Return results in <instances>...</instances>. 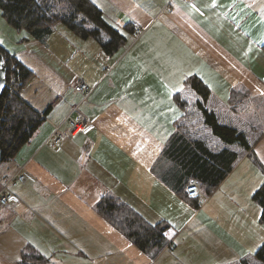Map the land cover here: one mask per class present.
I'll list each match as a JSON object with an SVG mask.
<instances>
[{
	"label": "crops",
	"instance_id": "1",
	"mask_svg": "<svg viewBox=\"0 0 264 264\" xmlns=\"http://www.w3.org/2000/svg\"><path fill=\"white\" fill-rule=\"evenodd\" d=\"M91 1L118 22L125 40L113 51L61 20L40 38L5 25L13 37L0 46L32 72L20 94L42 122L0 161V189L19 171L33 177L11 188L19 205L0 207V264H19L25 247L46 258L34 264H239L264 239L253 198L264 182V124L256 146L241 125L264 111V0ZM181 74L185 91L169 98L164 85ZM192 77L209 90L204 107L222 125L237 129L235 120L248 149L224 143L201 113L192 119L202 101ZM78 81L92 88L86 98ZM69 113L95 127L53 145ZM190 180L200 186L193 198ZM97 193L165 221V244L140 249L96 211Z\"/></svg>",
	"mask_w": 264,
	"mask_h": 264
},
{
	"label": "trees",
	"instance_id": "2",
	"mask_svg": "<svg viewBox=\"0 0 264 264\" xmlns=\"http://www.w3.org/2000/svg\"><path fill=\"white\" fill-rule=\"evenodd\" d=\"M0 11L9 26L16 30H24L34 38L42 37L49 31L52 23L61 20L83 36L92 35L98 38L101 32L109 36L114 34V38L109 41L98 38L109 52L115 50L125 40L105 21L101 10L91 0H0ZM0 52L7 65L6 85L0 100V160L6 161L13 158L30 140L40 126L42 118L20 94L32 72L2 46ZM8 83H12L14 89H9ZM188 83L201 97L202 101L197 103V108L212 133L226 144H237L248 149V141L243 133H237L234 128L218 123L215 115L204 107L208 88L193 77L189 78ZM184 104V101L180 102L182 107ZM227 153L230 152L224 150L214 156L221 159ZM224 175V171L220 172L217 180ZM215 185L208 188L209 192ZM253 198L262 207L260 221L264 222V182L254 192ZM95 208L106 221L143 251L160 249L165 244L164 231L167 228L165 221L150 224L134 208L112 195H103ZM45 259L31 247H25L18 263L34 264Z\"/></svg>",
	"mask_w": 264,
	"mask_h": 264
},
{
	"label": "built area",
	"instance_id": "3",
	"mask_svg": "<svg viewBox=\"0 0 264 264\" xmlns=\"http://www.w3.org/2000/svg\"><path fill=\"white\" fill-rule=\"evenodd\" d=\"M137 31L139 32L140 29H137ZM76 86L78 90L82 92L84 98H86L92 90V88L84 81H78ZM8 87L9 89H14L12 83H8ZM65 122L66 126L61 131H58L60 128L59 125L54 128L52 137L53 145L59 143L63 138H71L77 133H86L91 128L95 127L92 120H87L84 117H74L70 113L66 116ZM29 179L33 180V177L26 171H19L13 174L4 184L2 189H0V207L19 205L20 199L11 191V188ZM185 192L187 197H196L200 193L198 181L190 180L185 186Z\"/></svg>",
	"mask_w": 264,
	"mask_h": 264
},
{
	"label": "snow or ice",
	"instance_id": "4",
	"mask_svg": "<svg viewBox=\"0 0 264 264\" xmlns=\"http://www.w3.org/2000/svg\"><path fill=\"white\" fill-rule=\"evenodd\" d=\"M211 3L215 5L217 0H211ZM94 27V25H90ZM113 28L118 27V22L112 25ZM99 39L109 41L114 38L113 36H109L103 32L99 34ZM190 74V73H189ZM186 76L181 74L174 82L171 84H165L164 87L167 90V95L169 98L173 96L174 93L179 94L185 91V83ZM3 87V85H0ZM98 196H102L103 193H97ZM239 264H264V239L261 240L259 244L254 245L249 248L247 252L243 253V258H238Z\"/></svg>",
	"mask_w": 264,
	"mask_h": 264
},
{
	"label": "rangeland",
	"instance_id": "5",
	"mask_svg": "<svg viewBox=\"0 0 264 264\" xmlns=\"http://www.w3.org/2000/svg\"><path fill=\"white\" fill-rule=\"evenodd\" d=\"M5 25H7V24H6L5 20L3 19L2 15H1V11H0V42L2 44L6 43V44L9 45V41L12 39L13 35H9L8 34V30L5 27ZM12 29H14V28H12ZM191 111L192 112L190 114H191L192 119H195L196 121H198V119L200 117V113H201L200 110L197 107H193ZM259 114H260V116H259ZM219 115L221 116V114H219ZM226 119H228V117H226ZM260 119L264 120V111L263 110H260L259 113L256 114V116L250 117V122H246V123L244 122V123L241 124L244 128H246V130H245L246 132L245 133L250 136L249 140H251V142H252L251 144L254 145V146H256V144H258V142H259L258 138L264 135V131H261L262 134L257 138L258 140L257 139L256 140L253 139L256 136L255 131H258L259 130L258 129L259 126H262L264 124V123H262L260 121ZM228 121H229L230 124H234L235 127H237L238 130H241L240 125H238V123L235 120H232V121L228 120ZM257 121H260V124H255ZM253 124H255V126H254L255 130L252 127ZM196 127L197 128L201 127V128L198 129V131L203 130L202 125H200V123L199 124L196 123ZM250 127H251V130H253L252 132H250ZM261 128L263 130L264 126L261 127ZM237 129H235V130H237ZM1 170L4 171V172H8V169H6V168L1 169Z\"/></svg>",
	"mask_w": 264,
	"mask_h": 264
},
{
	"label": "water",
	"instance_id": "6",
	"mask_svg": "<svg viewBox=\"0 0 264 264\" xmlns=\"http://www.w3.org/2000/svg\"><path fill=\"white\" fill-rule=\"evenodd\" d=\"M6 73L7 65L5 63L3 54L0 52V85H3V87H0V100L6 85Z\"/></svg>",
	"mask_w": 264,
	"mask_h": 264
}]
</instances>
